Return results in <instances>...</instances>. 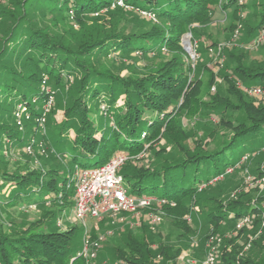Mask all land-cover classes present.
<instances>
[{
	"label": "trees",
	"instance_id": "1",
	"mask_svg": "<svg viewBox=\"0 0 264 264\" xmlns=\"http://www.w3.org/2000/svg\"><path fill=\"white\" fill-rule=\"evenodd\" d=\"M16 1L23 6L24 12L15 19L5 16V10L0 7V158L5 156L9 140L20 147L30 145L23 137L28 132L24 126L30 128L36 124L35 134L41 131L37 118L43 115L44 107L33 102V99L42 102L49 99V94L42 89L44 77L49 79L47 86L58 93L65 90L69 75H74L76 83L67 94L65 119L58 128L60 139L55 143L63 159L43 171L30 169L25 174L0 172L1 204L30 203L44 207L50 203L67 212V208L72 209L75 204L74 174L77 167L102 166L119 152L136 155L163 137L175 149L184 148L185 152L167 157L158 151L157 167L133 172H130L132 164L127 160L122 176L130 194L155 195L166 200L162 208L167 211L173 227L180 231L177 238L180 243L177 240L175 243L172 239H162L155 248L152 237L143 227L135 230L128 224L121 228L115 224L112 226L116 228L113 233L115 238L110 241L107 235L103 241L106 264H119V261L127 264H182V245L192 244L196 236L195 228L187 220L194 204L205 209V218L214 234L222 232L226 227L236 229L248 216L253 224L261 223L264 203L252 201V197L247 200L241 197L226 204L216 197V190L212 193L209 188L216 186V183L212 184L213 178L222 175L223 182H232L249 165L251 172L260 174L256 162L237 165L240 162H225L224 159L225 153L239 142L245 143L244 155L256 151L263 153L264 105L256 106L246 100V92L238 87L237 80L232 79L227 82L235 90L237 102H221L217 99L219 101L213 104L206 103L201 96L205 88L202 78L197 79L198 85L190 88L192 67L185 62L186 52L179 40L188 31L194 37L202 38L199 26L209 25L216 11L225 13L227 27L234 31L240 23L245 25L244 21L248 19L247 16L239 15V11L250 12L248 9L252 7L253 10L257 9L254 13L255 23L244 37L249 42L264 27V0H255L252 5L241 4L240 0H122L128 6L141 7L155 14L166 28L158 25L141 33L113 32L77 45L69 38L71 32L58 29L56 21H43L39 24L35 15L50 20L57 16L69 17L68 21L71 18L83 26L84 20L93 13L110 9L120 0ZM215 43L218 42L214 41L205 49L208 51ZM164 47L171 48L175 54L159 67L157 73L150 76L120 77L111 72H102L85 61L87 56L94 53L114 55L135 51L146 54L162 51ZM205 49L200 50L203 53ZM228 65L234 74L244 79V85H262L264 88V65L251 69L248 62L240 61L232 55H229ZM182 96L184 102L180 103ZM92 101H97L99 105L105 103L109 118L105 126L107 130L98 127L92 117ZM20 103H25L31 113L28 120L24 116L26 123L23 126L18 124L15 111ZM211 112L219 115V125L210 119L207 123H200L199 117L196 124L192 125L189 121L186 124L182 118L185 115L190 121L196 120L197 115H208ZM219 126H223L225 131L231 130L230 133L217 132ZM69 132H73L74 136H69L68 142L63 143V136ZM45 133H42V139L53 148V143ZM208 138L214 141L212 147L203 144ZM190 139L193 140V147H190ZM191 149L197 151L191 152ZM88 158L94 161H87ZM69 163H73V167H66ZM202 167L203 171L214 169V175L206 180H198ZM230 169L233 171L229 172ZM192 182L193 185H189ZM203 184L207 186L201 188ZM248 194L246 192L242 195ZM47 213V222L38 219L27 228L14 227L8 230L0 225V264H87L83 254L84 245L78 242L76 224L69 229L54 230L50 223L54 210L49 209ZM108 217L99 221L105 233L110 223ZM238 230L237 237L241 239L249 229L243 226ZM91 234L93 240L98 239L95 229ZM256 244L254 241L251 243L253 249L248 253L244 251V245L234 246L230 253L223 250L220 264H264V258L253 253Z\"/></svg>",
	"mask_w": 264,
	"mask_h": 264
},
{
	"label": "rangeland",
	"instance_id": "2",
	"mask_svg": "<svg viewBox=\"0 0 264 264\" xmlns=\"http://www.w3.org/2000/svg\"><path fill=\"white\" fill-rule=\"evenodd\" d=\"M254 1L255 0H240V3H250L252 5ZM0 7L5 10V16L13 17L12 19H15V17L23 11V6L18 4L16 0H0ZM256 10L257 9L253 10L252 7L248 9L250 12L240 10L239 15L242 17L247 16L248 19L246 18L247 20L244 21L245 25L240 23L238 28L234 31L233 29L227 27L228 20H225V13L216 11L214 20L209 25L199 26L202 38L194 37L191 31H188L181 36L179 44H181L186 52V55L184 56L185 62L187 66L190 65L192 67V71L189 76V83H191L190 88L198 85L199 81L197 79L202 78L205 88L204 91L201 92V96L206 103L213 104L219 100L221 102L227 101L228 103L237 102V97L235 95L236 92L232 86L229 87V83L227 82L232 79L234 81L237 80L236 84L238 87L244 89L246 92L244 93L246 100L252 101L256 106L264 105V95L256 96L255 94H252L249 91L252 86L244 85V79L238 74H234L232 67L228 65L229 55L240 59V61L248 62L251 69H256L264 65V27L261 28V31H258V34L255 35L249 42L244 38L255 23L256 15H254V13ZM40 18L37 14L35 15V19H37L39 24L43 21H49L50 23H54L56 21L55 23L57 24L56 27L58 29L68 30L71 32V34H69V38L76 45L83 41H87L90 38L93 39L95 37H103L104 35L113 32L141 33L158 25L163 27V29L166 28L163 22L159 21L155 14L141 7L134 8L132 6H128L122 0L114 3L110 9L106 8L93 13L92 16H89L84 20L83 26L74 19L72 20L70 18V21H68L69 17L62 18L57 16L53 20H50V18L47 19V17L44 16L43 18ZM11 23H13V21H11ZM206 37H208V39ZM205 40L208 42H205ZM214 41H217L218 43H215V45L211 46L207 51L205 47L207 45L214 44ZM201 48L205 49L203 53L200 50ZM219 48H221V50H219ZM174 54V50L164 47L162 51H153L146 54L135 51L120 54L116 53L114 55H102L101 53L98 55L97 53H94L87 56L85 61L92 63L102 72H111L114 75L125 78L129 76L132 78H138L157 73L159 67L166 61H169ZM211 75H213V79H211ZM48 80L49 79L47 78L46 81ZM66 81V91L60 90L58 93L54 90L55 93L52 102L46 103L39 101L37 98L33 99V102H37L39 106L42 105V107H47V110H44L46 120L44 123H40V130L42 132L38 131L35 134L37 131L36 124L31 125L30 128H28V126L27 128L24 126V129L28 132L24 133L23 137L26 143L30 142V145L24 144L21 147L15 142L12 143V141L8 139L9 141H7L5 156L0 158V172L9 173L11 171H15L17 173L25 174L30 171V169H33L34 171H43L44 169L54 167V165H57L59 161L63 159V156L60 154L61 151L59 148L55 147V143H58V140L60 139L58 128L59 126H62L65 119V109L67 105L66 99L68 97L67 94L70 93L69 91L72 86L75 85L76 79L74 75H69ZM44 90L46 92H49L50 90L49 86H47V82ZM218 93L222 94L216 96ZM180 101V103L184 102V96H182ZM15 102L16 101L14 100V104H16ZM103 107H105V103L99 105L97 101H92L90 110L98 127H104V130H107L105 129V126L108 124L107 121H109V118H107L108 112H106V109ZM15 111L17 112V110ZM21 115H23V126L26 123V120L24 121L23 112ZM198 117L200 123H205V121L207 123L210 119L219 125V115L214 112H211L208 115H197V119L191 121L189 120L190 118L185 115L182 118L186 124L189 121L192 125H194L196 124ZM55 128L56 130L54 131ZM218 128L219 130L217 132L221 133H230L231 131H225L223 126H219ZM44 132L47 133L44 135L48 136L51 143H53V148L50 145H46L45 141L42 139V133ZM69 136H74L73 132H69V134L63 136V143L68 142V139H70ZM192 141L193 140L191 139L189 140L190 147L194 146ZM203 144H205L204 146L206 147H212L214 145V141L208 138L203 141ZM243 144L245 143L243 142L241 144V142H239L237 146L235 145L236 147L233 146L230 148L229 151L225 153L224 161L233 163L240 162V164L237 165H242L245 162L249 163L251 161L256 162L260 167V174L251 172L249 165L246 169L244 167V173L239 175L241 179H239V177L238 179L237 177H234L232 182L228 180L223 182V176L219 175L218 177L213 178L212 184L216 183V186L209 188V192L213 193L216 190V197L222 199V201L226 204H229L230 201H234L235 199H240L241 197L243 200H247L252 197V201H260L264 203V150H262V154L258 151L245 154L248 155V158L243 159L245 157L244 153L246 152ZM158 151L163 153L162 156L167 157H171L172 155L175 156L177 154L179 155L182 154V152H185L184 148L181 150L177 148L175 149L171 142L161 137L160 139L153 141L148 149H145L141 153L131 156L125 153L128 155V162L132 164L130 172L147 168L154 169L157 167L156 163ZM190 151L193 152L197 150L191 149ZM58 153L60 155H58ZM117 154L118 153H115L113 156ZM87 161L93 162L94 159L88 158ZM66 167H73V163H69ZM123 168L124 164L119 170L121 175L123 174ZM203 170L204 169L202 167V172H200L197 177L198 180H206L214 175V169ZM232 171V169L229 170V172ZM237 181L239 183H237ZM189 185H193V182ZM206 186V184H203L201 188H205ZM246 192L249 194L242 195ZM46 205L47 206L41 207L29 203L25 205L17 204L6 206L0 203V225L3 229L8 230H12L14 227H17V229L27 228L30 223L37 221L38 219H41L40 221L47 222V210H54L50 219V223L54 230L60 228L69 229L76 224L79 243H83L84 245L87 240V243L91 247L94 246L93 243H99L96 256L94 258L90 256L85 257L87 264L105 263L106 255H104L105 246H103V241L107 235L108 240L110 241L115 238L113 233L116 228L112 227L115 224H117L118 228H121L124 224H128L135 230L140 226L143 227L146 233L152 237L151 241L155 248L159 245V242L162 241V239L163 241L172 239L176 243L178 234L180 233L178 229L173 227L168 219L167 211H165L162 206L160 209L163 210V213H157L159 214L160 220H157L156 222L149 220V216L147 217V215L151 211L157 212V210H159V206H154L148 210H141L138 216L133 214L131 215L130 213H123L116 216L107 215L109 216L108 218H110V223L107 224L108 228L106 229V233L101 230L99 224V221L101 220L97 221L88 219V232L87 235H85V228L83 224L74 219L73 208H67V212H63L61 209H58L59 206L57 205L52 206L50 203H47ZM204 210L205 209L199 206V204H194L192 211L187 217L188 222L191 223L196 230V236L194 237L192 244L182 245L183 250L180 254L182 264H206V260L211 253H215L217 255L215 264H220L223 250L224 252L230 253L234 246L238 247L240 245H244L243 249L246 253H248L251 249H253V247H250L253 241L254 244L257 243L255 245L256 250L253 253L255 256L258 255L260 258H264V214L261 216L262 221L260 224H253V220L248 217L249 219L240 222L236 229H233V227H226L222 230V232L214 234L212 233L213 231L211 229V225H208L207 223ZM243 226L247 227L249 230L245 231V235H242L241 239H238V229ZM94 229L98 232L99 237L97 240H93L91 237V232ZM82 233L83 239H81ZM245 239L247 241H245ZM245 242L247 243L245 244ZM259 257H256V259ZM119 262V264H127L124 261Z\"/></svg>",
	"mask_w": 264,
	"mask_h": 264
},
{
	"label": "built area",
	"instance_id": "3",
	"mask_svg": "<svg viewBox=\"0 0 264 264\" xmlns=\"http://www.w3.org/2000/svg\"><path fill=\"white\" fill-rule=\"evenodd\" d=\"M47 78L46 76L43 79V90ZM249 91L256 96L264 95V88L261 86L251 87ZM47 93L49 94V99L46 103L52 102L55 91L50 88ZM44 110H47L46 106ZM22 112L26 119L31 118L28 106L25 103L18 104L16 116L19 125H22ZM37 120L40 123H44L46 120L45 112ZM247 158L248 155H245L243 159ZM127 159L128 155L122 152L113 156L110 161L102 166L94 168L77 167L74 174L76 191L73 215L76 221L83 224L85 235L88 232V221L90 219L99 221L107 215L116 216L123 213H131L138 216L139 212L143 209L148 210L154 206H159L157 212L151 211L147 217L149 216L151 219L149 217L148 219L154 222L160 220L159 214L157 213H163L160 207L166 204V200L155 195L138 196L129 193L128 186L119 172ZM248 217L245 220H248ZM93 244L94 246L91 247L86 240L83 248V254L85 256L92 258L96 256L99 243L95 242ZM216 257L217 255L215 253H211L206 260V264H215Z\"/></svg>",
	"mask_w": 264,
	"mask_h": 264
}]
</instances>
